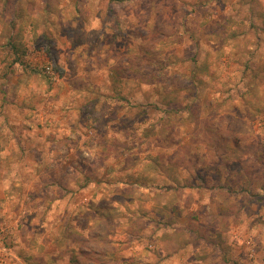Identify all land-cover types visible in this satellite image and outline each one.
Wrapping results in <instances>:
<instances>
[{"label": "rangeland", "instance_id": "rangeland-1", "mask_svg": "<svg viewBox=\"0 0 264 264\" xmlns=\"http://www.w3.org/2000/svg\"><path fill=\"white\" fill-rule=\"evenodd\" d=\"M0 134V264H264V0H0Z\"/></svg>", "mask_w": 264, "mask_h": 264}, {"label": "crops", "instance_id": "crops-1", "mask_svg": "<svg viewBox=\"0 0 264 264\" xmlns=\"http://www.w3.org/2000/svg\"><path fill=\"white\" fill-rule=\"evenodd\" d=\"M3 135L4 134H0V137ZM166 228L170 229L153 228L152 231H150L151 229L149 228L146 230L133 228L128 232V238L132 236L143 238L141 235H145L144 237H148V239L144 238L141 244L139 243V245L129 247L127 252L123 254L124 258L122 260L118 259V256L115 258L112 256L106 264H206V261L204 263L202 260L204 259L202 258L203 255L198 253V248L203 243L202 241L190 240L186 243L178 242L172 234L170 238L166 235L175 228ZM145 231L149 233L146 234ZM132 232L133 234L130 235ZM209 242L212 246L213 243L211 241ZM205 260H207V257ZM208 262L210 263V260ZM90 264L98 263L91 262Z\"/></svg>", "mask_w": 264, "mask_h": 264}, {"label": "trees", "instance_id": "trees-1", "mask_svg": "<svg viewBox=\"0 0 264 264\" xmlns=\"http://www.w3.org/2000/svg\"><path fill=\"white\" fill-rule=\"evenodd\" d=\"M32 70L34 71V73L39 72V70H37V69H35V68H33Z\"/></svg>", "mask_w": 264, "mask_h": 264}]
</instances>
